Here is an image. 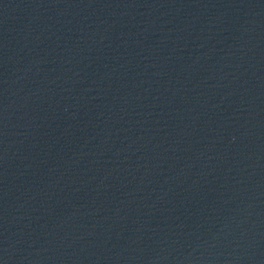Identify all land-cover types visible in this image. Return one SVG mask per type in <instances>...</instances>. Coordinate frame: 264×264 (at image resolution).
I'll return each instance as SVG.
<instances>
[{
    "label": "water",
    "instance_id": "1",
    "mask_svg": "<svg viewBox=\"0 0 264 264\" xmlns=\"http://www.w3.org/2000/svg\"><path fill=\"white\" fill-rule=\"evenodd\" d=\"M0 264H264V0H0Z\"/></svg>",
    "mask_w": 264,
    "mask_h": 264
}]
</instances>
